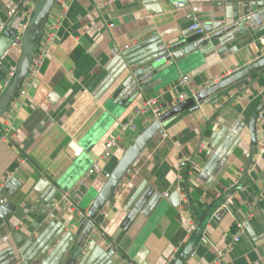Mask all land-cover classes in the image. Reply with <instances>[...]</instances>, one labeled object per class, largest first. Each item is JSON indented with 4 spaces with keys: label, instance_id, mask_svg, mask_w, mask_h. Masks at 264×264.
Returning <instances> with one entry per match:
<instances>
[{
    "label": "crops",
    "instance_id": "1",
    "mask_svg": "<svg viewBox=\"0 0 264 264\" xmlns=\"http://www.w3.org/2000/svg\"><path fill=\"white\" fill-rule=\"evenodd\" d=\"M64 1L57 0L42 28L65 12L51 55L19 108L9 112L15 80L4 82L32 61L40 43L32 42L33 31L21 30L23 11L8 16L19 0H0V137L7 138L0 139V264H216L218 250L228 249L221 264H264V153L250 166L247 157L250 120L264 102V72L169 120L132 167L139 172L127 175L103 208L85 249L70 259L81 218L56 201L69 192L88 212L111 178L105 174L112 175L154 120L135 116L137 131L122 136L120 147L88 175L105 141L119 135V123L148 98L160 97L168 111L263 57L264 23L252 20L197 50L185 39L193 19L211 29L230 26L227 9L247 0H112L103 10L97 5L107 0ZM136 41L139 46L123 51ZM169 48L178 60L157 63ZM185 76L187 84L179 86ZM181 94L187 98L177 102ZM186 156L201 169L187 175L185 202L176 168ZM243 221L248 228L232 245ZM190 245L193 254L182 261Z\"/></svg>",
    "mask_w": 264,
    "mask_h": 264
},
{
    "label": "water",
    "instance_id": "2",
    "mask_svg": "<svg viewBox=\"0 0 264 264\" xmlns=\"http://www.w3.org/2000/svg\"><path fill=\"white\" fill-rule=\"evenodd\" d=\"M57 0H41V5L34 15V19L29 26L30 32L33 31L32 42L35 44H39L41 38L44 34V30L41 29V26L50 16V13L55 5ZM238 6L235 9L229 7L227 9V21H231L232 24L230 26H226L225 22L219 23L218 27L215 29L202 27L196 30H190L188 34H185L186 43L188 45H193L197 50H200L204 46H207L210 42H214L215 40L223 37L224 35L230 33L231 31L242 27L247 26L249 22L254 20L259 26L264 23V0H247L240 3H234ZM232 10V14H231ZM234 10V11H233ZM33 24V26H32ZM45 25V24H43ZM190 28V26H189ZM28 29V30H29ZM204 31V35L198 34L200 30ZM215 30V32H213ZM17 36V32L13 34V38L15 39ZM174 59L178 60V53L174 50ZM27 53H30V50L27 49ZM30 69V61L28 59L24 60L21 68L17 72V77L12 85V89L8 94V100L11 95H15L22 87ZM264 72V56L257 59L256 61L244 66L240 70L233 72L231 75L226 77L225 79L219 81L212 86H209L205 90L199 92L198 94L192 96L187 99L185 102L179 103L174 108L166 111L163 116L154 121L148 128H146L131 144V146L124 152L123 157L117 164L114 169L111 178L105 183L102 190L99 192V195L95 199L92 207L88 211V215L85 218L80 220V228L77 232V241L74 245V248L71 253L70 259L77 256L79 257L81 252L85 249L88 241L91 239L94 234L95 225L99 224L102 219V210L109 202L111 197L114 195L115 191L118 187L123 183L125 177L130 173L132 167L135 165L139 157L143 154V152L148 148L154 138L160 133H162L163 126L172 118L177 116L179 113L185 111L186 109L192 108L196 106L199 108V104L203 103L210 97L217 96L229 88L237 86L242 82L254 77L256 75H260ZM13 93V94H12ZM121 97H124L123 94ZM124 105L125 101H121ZM264 111V102H262L258 108L254 111L251 120H250V134H251V144L253 149L251 150V158L249 162V166L252 162V157L255 151V147L257 145L258 137H257V123L259 115ZM201 233V230H198ZM194 251L193 246H188L185 249V256H182L181 260L184 261L186 258L192 256Z\"/></svg>",
    "mask_w": 264,
    "mask_h": 264
},
{
    "label": "built area",
    "instance_id": "3",
    "mask_svg": "<svg viewBox=\"0 0 264 264\" xmlns=\"http://www.w3.org/2000/svg\"><path fill=\"white\" fill-rule=\"evenodd\" d=\"M41 0H19V2L12 6L8 12V16L10 18H13L16 16V14L19 11H23L26 17V23L22 25V31H27L29 29V23L32 21L36 9H37V4ZM70 0H65L64 2L67 4ZM112 3V0H107L105 2L99 3L97 5V9L103 10L107 8V6ZM178 4V3H176ZM64 13L61 15V17L56 20V22L50 23L48 27L45 28L44 34L41 38L39 48L37 52L35 53L32 61L30 62V69L29 73L22 84L21 89L17 93V96L14 98V100L11 103V107L9 109V112H13L16 109L19 108L22 98L26 97L28 95V90L30 86L37 80L39 75L41 74L42 68L44 64L46 63L47 59L51 55V50L53 48L54 43L56 42L57 38V31L61 25L62 18L64 16ZM112 26V25H111ZM203 27V23L198 19L194 18L193 22L190 24V30H196L200 29ZM4 30V27H1L0 31L2 32ZM0 32V33H1ZM198 34L204 35V31L201 29ZM16 41L20 42L22 40V35L18 34L16 36ZM140 41L133 42L132 44H128L123 48V51L131 49V47H136L139 46ZM174 52L171 51V48H169L167 54L165 56H162L156 60L157 63H170L174 60ZM17 77V70L12 69L9 74L7 79L4 82V87H8L11 83V81L15 80ZM189 80L188 76H185L182 78V80L179 82V86H185ZM84 101L88 103L90 101V93L85 92L82 96ZM187 98V95L181 94L178 99L176 100L177 102L183 101ZM166 103L164 100H162L160 97H153V98H148L144 101L142 106L138 109H136L133 114L121 121L119 123V135L117 137H109L105 141V146H104V153L102 156L94 162L92 168L88 171V175H93L97 168L100 166V163L102 160L108 159L112 156L113 152L120 147V141L122 136L127 134L129 131L135 132L137 131V126L134 123V117L137 115H143L146 117L145 122H150V121H156L159 120L163 114L166 112ZM258 126H257V145L256 149L254 151L253 157L254 156H261L264 153V114L263 112L259 115L258 117ZM5 132L8 134L9 130L6 129ZM1 141H6V135H3L0 137ZM81 151H75L76 155H79ZM248 158H251V153L247 156ZM252 157V158H253ZM200 164L197 163L192 157L186 156L182 158L176 168V175H177V182H178V187L177 190L180 192L182 199L186 202L187 197H188V187H187V175L191 173L192 170H200ZM139 172V169H134L130 171L128 175H136ZM110 174H105V179L108 180L110 178ZM85 178H82L78 184L77 188L83 185ZM165 196H169L168 193L165 194ZM56 205H64L67 210H77L79 217L85 218L88 215V212L81 211L77 208V205L72 201L71 199V194L68 192L62 193L60 195V198L58 201H56ZM248 228V222L243 221L237 224V231L236 234L233 238V244L235 245L236 243L241 241L242 236L245 234L246 230ZM194 232L193 228V223H190V227L187 229L188 234H192ZM106 248L117 252L118 247L117 244L112 242V241H106ZM227 251H230L229 249L224 251V250H218L217 252V258H216V264H221L223 261H225ZM127 263V261L125 260ZM128 264V263H127Z\"/></svg>",
    "mask_w": 264,
    "mask_h": 264
},
{
    "label": "rangeland",
    "instance_id": "4",
    "mask_svg": "<svg viewBox=\"0 0 264 264\" xmlns=\"http://www.w3.org/2000/svg\"><path fill=\"white\" fill-rule=\"evenodd\" d=\"M40 3H41V2H40ZM40 5H41V4H40ZM37 11H38V9H37ZM34 17H35V16H34ZM34 17H33V19H34ZM33 19H32V21H33ZM31 23H32V22H31ZM31 23H30V25H31ZM45 23H46V22H44L43 24H45ZM43 24H42V26H41V29H42L43 26H44ZM32 26H33V24H32Z\"/></svg>",
    "mask_w": 264,
    "mask_h": 264
},
{
    "label": "trees",
    "instance_id": "5",
    "mask_svg": "<svg viewBox=\"0 0 264 264\" xmlns=\"http://www.w3.org/2000/svg\"><path fill=\"white\" fill-rule=\"evenodd\" d=\"M45 65V64H44ZM43 68H44V66H43ZM43 68H42V70H43ZM18 93V92H17ZM17 93L13 96V100H14V98L17 96ZM126 178V177H125Z\"/></svg>",
    "mask_w": 264,
    "mask_h": 264
}]
</instances>
